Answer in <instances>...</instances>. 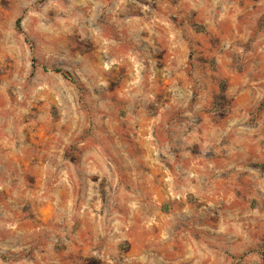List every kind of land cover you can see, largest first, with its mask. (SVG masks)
I'll use <instances>...</instances> for the list:
<instances>
[{"label":"rangeland","instance_id":"rangeland-1","mask_svg":"<svg viewBox=\"0 0 264 264\" xmlns=\"http://www.w3.org/2000/svg\"><path fill=\"white\" fill-rule=\"evenodd\" d=\"M263 19L0 0V264H264Z\"/></svg>","mask_w":264,"mask_h":264},{"label":"trees","instance_id":"trees-1","mask_svg":"<svg viewBox=\"0 0 264 264\" xmlns=\"http://www.w3.org/2000/svg\"><path fill=\"white\" fill-rule=\"evenodd\" d=\"M260 26L264 27V19L262 20ZM43 70H48V69L46 67H43ZM51 71L60 74L62 77L66 79H70V75L66 71H63L61 69H51ZM260 168L264 171V163L260 165Z\"/></svg>","mask_w":264,"mask_h":264}]
</instances>
